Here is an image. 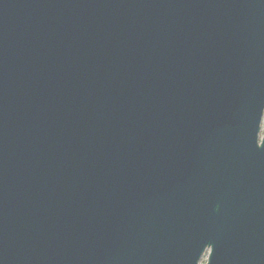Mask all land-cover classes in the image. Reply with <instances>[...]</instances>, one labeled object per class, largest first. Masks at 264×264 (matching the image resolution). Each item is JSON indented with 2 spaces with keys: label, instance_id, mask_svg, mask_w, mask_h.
Masks as SVG:
<instances>
[{
  "label": "water",
  "instance_id": "95a60500",
  "mask_svg": "<svg viewBox=\"0 0 264 264\" xmlns=\"http://www.w3.org/2000/svg\"><path fill=\"white\" fill-rule=\"evenodd\" d=\"M263 113L264 0H0V264H264Z\"/></svg>",
  "mask_w": 264,
  "mask_h": 264
},
{
  "label": "rangeland",
  "instance_id": "374dc122",
  "mask_svg": "<svg viewBox=\"0 0 264 264\" xmlns=\"http://www.w3.org/2000/svg\"><path fill=\"white\" fill-rule=\"evenodd\" d=\"M264 135V113H263V117H262V122H261V128H260V133H259V138L261 136ZM207 254H208V250H206L203 254V256L201 257L199 263H203L205 260H206V257H207Z\"/></svg>",
  "mask_w": 264,
  "mask_h": 264
}]
</instances>
